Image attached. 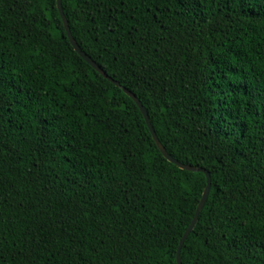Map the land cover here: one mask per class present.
Here are the masks:
<instances>
[{"label":"trees","instance_id":"16d2710c","mask_svg":"<svg viewBox=\"0 0 264 264\" xmlns=\"http://www.w3.org/2000/svg\"><path fill=\"white\" fill-rule=\"evenodd\" d=\"M152 3L63 8L211 175L182 264H264V0ZM207 180L57 0H0V264H178Z\"/></svg>","mask_w":264,"mask_h":264},{"label":"water","instance_id":"95a60500","mask_svg":"<svg viewBox=\"0 0 264 264\" xmlns=\"http://www.w3.org/2000/svg\"><path fill=\"white\" fill-rule=\"evenodd\" d=\"M58 2V8H59V11H60V14L62 16V19L64 21V24H65V28L67 30V34H68V37H69V40L72 44V46L74 47L75 51L86 61L88 62V64H90L97 72H99L100 74H102L106 79H108L110 82L114 83L115 85H117L118 87L122 88L135 102L136 104L138 105V107L140 108L142 114L144 115L145 117V120L147 122V125L153 135V138L155 140V142L157 143L159 149L161 150V152L163 153V155L172 163L178 165L181 169H185V170H188V171H192V172H204L206 175H207V186H206V189L204 191V194L202 196V199L200 201V204L197 208V211H196V214H195V217L190 225V227L187 229V231L185 232L181 242H180V245H179V248H178V254H177V260H178V264H182V257H181V252H182V248L186 242V240L188 239V237L190 236V234L194 231V229L196 228L197 224H198V221H199V216L202 212V210L204 209L205 207V204L207 202V199H208V196L210 194V189H211V175L210 173L203 169V168H197L195 166H191V165H184L182 163H180L178 160L174 159L166 150V148L163 146V144L161 143L160 139L158 138V135L152 125V122H151V119H150V116H149V113L146 109V107L143 105L142 101L134 94L132 93L131 91H129L128 89L124 88L119 82H117L116 80H114L112 77H110L108 74H106V72L95 62L93 61L83 50L82 48L79 46V44L77 43V41L75 40L73 34H72V31H71V28H70V25H69V22H68V19L65 15V12H64V8H63V0H57Z\"/></svg>","mask_w":264,"mask_h":264},{"label":"snow or ice","instance_id":"6c2138e0","mask_svg":"<svg viewBox=\"0 0 264 264\" xmlns=\"http://www.w3.org/2000/svg\"><path fill=\"white\" fill-rule=\"evenodd\" d=\"M128 3H131V7L133 9H138V7L141 4H145L146 0H127ZM148 6H154V4L152 3V0H148ZM135 21V25L134 26H141L140 20L138 18L135 17V15H133L132 17ZM119 23V22H118ZM0 243H2V240H0ZM0 255H2V253H0Z\"/></svg>","mask_w":264,"mask_h":264}]
</instances>
